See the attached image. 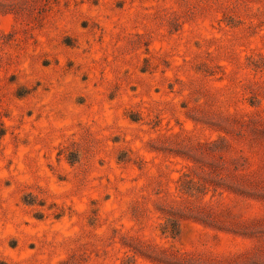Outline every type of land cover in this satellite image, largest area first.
Masks as SVG:
<instances>
[{
  "label": "rangeland",
  "instance_id": "374dc122",
  "mask_svg": "<svg viewBox=\"0 0 264 264\" xmlns=\"http://www.w3.org/2000/svg\"><path fill=\"white\" fill-rule=\"evenodd\" d=\"M0 264H264V0H0Z\"/></svg>",
  "mask_w": 264,
  "mask_h": 264
}]
</instances>
